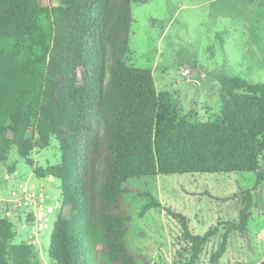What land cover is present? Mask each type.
Returning a JSON list of instances; mask_svg holds the SVG:
<instances>
[{
    "label": "trees",
    "instance_id": "16d2710c",
    "mask_svg": "<svg viewBox=\"0 0 264 264\" xmlns=\"http://www.w3.org/2000/svg\"><path fill=\"white\" fill-rule=\"evenodd\" d=\"M149 0H0V164L16 147L31 152L55 137L60 163L34 166L60 181L62 205L52 231L54 264H139L127 243L131 179L173 173L254 171L239 221L226 223L211 263L221 264L230 234L247 228L252 192L264 182V81L223 77L224 112L214 121L178 118L151 69L129 65L132 4ZM82 72V76L81 73ZM245 91L246 94L238 92ZM15 167L10 169L14 172ZM195 263L220 230H190L173 212ZM0 214V264H32L26 242Z\"/></svg>",
    "mask_w": 264,
    "mask_h": 264
},
{
    "label": "rangeland",
    "instance_id": "374dc122",
    "mask_svg": "<svg viewBox=\"0 0 264 264\" xmlns=\"http://www.w3.org/2000/svg\"><path fill=\"white\" fill-rule=\"evenodd\" d=\"M54 6L60 0H40ZM133 22L129 65L152 70L159 92H169L178 118L188 121L219 119L228 92L223 77H241L250 83L264 81V0H149L132 4ZM190 69L188 76L182 71ZM82 76V72L80 73ZM246 94L243 90H238ZM34 166L61 162L59 141L37 145L31 152ZM16 147L0 164V214L16 230L14 242H26L32 264H54L49 246L61 210L60 181L34 174L35 168ZM15 167L14 172L10 169ZM264 170V149L260 155ZM257 182L254 171L173 173L134 178L127 184L125 201L131 216L127 243L139 264H187L191 245L173 212L187 216L190 230L219 232L204 246L193 264H212L226 223L239 221L243 194ZM43 183V184H42ZM43 185V186H42ZM23 188L43 193L49 221L41 226L15 192ZM253 205L244 232L233 231L221 264H264V182L252 192ZM52 207V212L47 208Z\"/></svg>",
    "mask_w": 264,
    "mask_h": 264
},
{
    "label": "built area",
    "instance_id": "2783aa9c",
    "mask_svg": "<svg viewBox=\"0 0 264 264\" xmlns=\"http://www.w3.org/2000/svg\"><path fill=\"white\" fill-rule=\"evenodd\" d=\"M190 69L185 68L182 71L183 76H188L190 74ZM20 193L15 192V197L19 198L20 203H22L25 207L30 208L31 212L34 214V218L36 222L43 226L46 225V222L49 221V217L45 211L44 203L46 201L45 195L43 193L37 194L34 190L23 188V192ZM53 208L48 207L47 211L52 212Z\"/></svg>",
    "mask_w": 264,
    "mask_h": 264
},
{
    "label": "crops",
    "instance_id": "0c3cea01",
    "mask_svg": "<svg viewBox=\"0 0 264 264\" xmlns=\"http://www.w3.org/2000/svg\"><path fill=\"white\" fill-rule=\"evenodd\" d=\"M34 174H35V171H34ZM36 175V174H35ZM37 176V175H36ZM37 177H39V176H37ZM39 178H41V181H45V179H48V180H50V181H57V179L56 178H54V177H52V176H50V177H39ZM43 184V183H42ZM43 186V185H42Z\"/></svg>",
    "mask_w": 264,
    "mask_h": 264
}]
</instances>
